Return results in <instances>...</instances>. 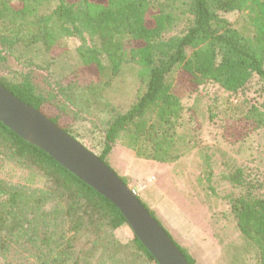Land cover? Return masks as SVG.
Listing matches in <instances>:
<instances>
[{"label":"trees","instance_id":"1","mask_svg":"<svg viewBox=\"0 0 264 264\" xmlns=\"http://www.w3.org/2000/svg\"><path fill=\"white\" fill-rule=\"evenodd\" d=\"M157 5L153 0H0V83L75 138L79 120L100 121L99 157L109 166L115 145L139 157L175 161L184 118V96L177 89L182 79L188 89L207 78L231 92L254 75L264 81V0H160ZM235 11L243 15L231 22L226 14ZM85 31L94 44L78 47L79 66L53 78L52 67L69 50L66 38ZM90 68L96 78L80 80V72ZM40 76L46 84H39ZM134 81L128 105L109 98L114 86ZM0 163L5 173L0 264H158L135 234L127 241L118 238L128 224L118 206L1 121ZM230 179L241 185L242 171L236 169ZM250 195L247 189L231 202L243 241L236 252L264 264V198ZM137 197L188 262L197 264Z\"/></svg>","mask_w":264,"mask_h":264},{"label":"rangeland","instance_id":"2","mask_svg":"<svg viewBox=\"0 0 264 264\" xmlns=\"http://www.w3.org/2000/svg\"><path fill=\"white\" fill-rule=\"evenodd\" d=\"M159 1L153 0L154 5ZM242 15L235 11L227 13L226 17L235 22ZM66 42L69 50L52 67L53 78H60L78 67L75 50L93 45L95 41L85 31L81 36L67 37ZM104 62L108 64L106 59ZM94 70H83L78 78L90 82L96 78ZM37 81L46 84L43 76ZM132 83L114 86L109 98L122 106L128 105L137 87V81ZM189 86L182 79L177 88L184 96L177 160L160 162L143 158L133 150L115 145L108 162L128 180V186L155 211L197 264H257L249 258L252 255L236 252L243 241L231 202L247 189L251 197L264 198V126L257 123L260 119L262 124L264 122V81L254 75L235 92L207 78L192 89H188ZM88 117L89 120L76 123L74 134L99 155L103 150L102 125L96 118ZM244 134L248 135L237 141ZM236 169L242 171L241 185L230 179ZM3 176L0 163V178ZM133 234L129 224L117 232L122 241L129 240Z\"/></svg>","mask_w":264,"mask_h":264},{"label":"water","instance_id":"3","mask_svg":"<svg viewBox=\"0 0 264 264\" xmlns=\"http://www.w3.org/2000/svg\"><path fill=\"white\" fill-rule=\"evenodd\" d=\"M0 121L26 141L48 152L118 206L134 234L158 264H190L165 228L112 167L45 113L17 98L1 83Z\"/></svg>","mask_w":264,"mask_h":264}]
</instances>
